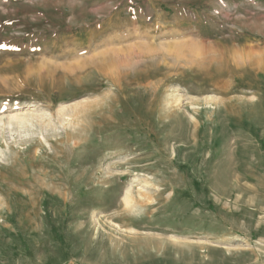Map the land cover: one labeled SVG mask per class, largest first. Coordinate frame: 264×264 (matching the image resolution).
Here are the masks:
<instances>
[{"label":"rangeland","instance_id":"1","mask_svg":"<svg viewBox=\"0 0 264 264\" xmlns=\"http://www.w3.org/2000/svg\"><path fill=\"white\" fill-rule=\"evenodd\" d=\"M0 264H264V0H0Z\"/></svg>","mask_w":264,"mask_h":264}]
</instances>
